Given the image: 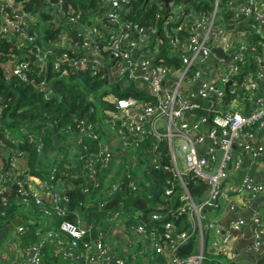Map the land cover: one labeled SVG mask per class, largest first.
Instances as JSON below:
<instances>
[{
  "label": "built area",
  "instance_id": "obj_1",
  "mask_svg": "<svg viewBox=\"0 0 264 264\" xmlns=\"http://www.w3.org/2000/svg\"><path fill=\"white\" fill-rule=\"evenodd\" d=\"M35 1L0 0V39L17 49L4 64L7 79L17 77L46 98L55 94L50 72L108 83L89 114L68 125L69 155L58 153L77 162L84 177L80 210L69 207L74 185L59 162L36 174L20 147L27 141L43 155L46 128L4 134L11 144L0 196L17 185L27 217L0 227V264H46L49 254L65 264H204L220 255L221 264H233L263 253L257 201L264 197V138L257 136L264 130V0H213L211 10H197L201 0H172L168 12L164 1L146 0L158 6L149 24L129 17L139 0H95L92 9L81 0ZM44 25H52V37ZM163 47L177 64H165ZM150 168L167 174L153 209H111L126 188L148 189L145 198L155 199ZM193 179L207 184L200 202L187 185ZM234 196L243 211L253 209L248 218ZM226 207L237 215L228 222L212 217ZM31 232L34 242L27 241ZM193 239L195 253L183 257L180 249Z\"/></svg>",
  "mask_w": 264,
  "mask_h": 264
},
{
  "label": "trees",
  "instance_id": "obj_2",
  "mask_svg": "<svg viewBox=\"0 0 264 264\" xmlns=\"http://www.w3.org/2000/svg\"><path fill=\"white\" fill-rule=\"evenodd\" d=\"M75 1V0H74ZM77 1V0H76ZM88 2L86 6L92 9L95 7V0H81ZM213 0H201L196 5L197 10H211ZM38 7L41 6L39 0L34 2ZM88 8V7H87ZM157 4L146 3V0H139L134 3L130 10L129 17L139 20L144 24L152 22L155 12L157 11ZM46 18L49 15L43 14ZM162 25V22H160ZM52 25H44L43 30L48 37L54 35V31H50ZM55 30V29H54ZM12 48V51L9 49ZM8 52H17L14 47L5 38L0 39V138L3 141V145L0 146V169L3 171L9 170V160L7 158V151L11 144L9 139L4 137L6 132H10L13 136H20V128L26 127L30 131L38 132L42 128H46L47 135L45 137V149L43 155H39L36 151V147L29 144L27 141L20 144V147L26 149L29 152V162L34 173L42 175L43 172L48 170V167L54 162H59V165L63 171V176L67 182L74 185V189L70 191L72 201L70 208L76 209L79 207L80 201L84 200V194L81 191L80 185L83 182V175L77 169V162H72L71 158L60 159L58 157L59 152H64L67 156L70 153V147L67 141V127L74 123V119L77 117H85L89 114V110L96 103L94 101V93L100 90L103 86H106L108 79L105 78H93L86 73H73L74 76L70 78L58 77L56 73H48L49 79L52 81L51 85L55 89V94L51 98H46L44 94L35 88L33 85L22 82L17 77L7 79L4 64L9 54ZM165 59V64L175 65L178 63L179 58H175L173 61L168 55L166 48L163 47L162 55ZM250 67L255 69V64H251ZM37 70V68H35ZM107 88V87H105ZM119 88V87H118ZM131 93H125L123 96ZM102 95V94H101ZM95 115V114H94ZM58 136L59 142L56 143L54 132ZM69 165V167H66ZM75 166V168L73 167ZM43 167V168H42ZM79 174V177L74 175ZM152 180L153 194L155 199H146L145 193L148 189L144 190L142 194H135L130 189H123L117 198H115L111 206V209H121L123 211H135L137 209H145L146 212L153 209L156 202L160 200L162 190L167 184V174L162 170L149 169L147 177ZM194 198L197 201H202L207 196V184L201 180H191L187 183ZM9 189L6 193L0 196V227L10 225L17 216L26 218V215L21 214L22 204L19 203L18 198L21 196V192L17 185H9ZM96 215L101 212L96 211V207L92 208ZM73 219L72 215L70 217ZM98 224V221H92ZM184 228L189 226L187 219L182 218L179 222ZM27 241L34 242L38 238L33 232L26 236ZM196 251V242L191 240L188 244L180 249L181 255L187 257ZM222 255L214 258L210 256V260H205L209 264H221ZM46 264H65L59 261L55 256L49 254L46 258ZM205 263V262H204ZM68 264V263H67ZM139 264V263H137ZM233 264H264V252L257 253L256 257L247 256L240 259H236Z\"/></svg>",
  "mask_w": 264,
  "mask_h": 264
},
{
  "label": "crops",
  "instance_id": "obj_3",
  "mask_svg": "<svg viewBox=\"0 0 264 264\" xmlns=\"http://www.w3.org/2000/svg\"><path fill=\"white\" fill-rule=\"evenodd\" d=\"M254 107V103L251 102L250 106H248V109L249 110H252ZM264 138V130L260 131L258 133V136H257V141H260ZM262 167L258 168V171L259 172H264V158L262 159V164H261ZM256 170V169H255ZM258 174V173H257ZM236 204H237V208L239 209V211H243V206L241 205L242 202H240V199L236 196L232 197L231 198ZM262 200H264V197L261 198ZM262 200H259L257 201V204L260 205V202ZM237 212V211H236ZM241 213V212H239ZM212 217L220 222H228V220L234 216H236L237 214L235 213H232L228 210V208L226 207L224 211L220 213H211ZM3 237V236H2Z\"/></svg>",
  "mask_w": 264,
  "mask_h": 264
},
{
  "label": "water",
  "instance_id": "obj_4",
  "mask_svg": "<svg viewBox=\"0 0 264 264\" xmlns=\"http://www.w3.org/2000/svg\"><path fill=\"white\" fill-rule=\"evenodd\" d=\"M162 1H164L165 3H166V5H167V12L169 11V2L170 1H172V0H162ZM213 52L217 55V56H219V57H223V58H225V52L222 50V49H220V48H214L213 49ZM54 132V135H55V141H56V143H58L59 142V139H58V136H56V132L55 131H53ZM243 153V155H244V166L246 167L248 164H249V159H248V157L246 156V153L245 152H242ZM168 176L169 177H172L173 176V174H172V172H169L168 173ZM253 213V209H249V210H247V211H242L241 212V215L243 216V217H246V218H248L251 214ZM13 224L14 225H19V224H21V221L19 220V219H17V220H15L14 222H13ZM83 226H86V222H83ZM4 234V233H3Z\"/></svg>",
  "mask_w": 264,
  "mask_h": 264
},
{
  "label": "rangeland",
  "instance_id": "obj_5",
  "mask_svg": "<svg viewBox=\"0 0 264 264\" xmlns=\"http://www.w3.org/2000/svg\"><path fill=\"white\" fill-rule=\"evenodd\" d=\"M253 26V25H250V27ZM103 91H105V88H101L100 90H98L97 92L94 93V101H100V97H101V94L103 93ZM260 210H261V213H262V216L264 218V200H262L260 202ZM7 241L5 240L4 243H3V246L4 247H7ZM204 264H209L205 261Z\"/></svg>",
  "mask_w": 264,
  "mask_h": 264
}]
</instances>
